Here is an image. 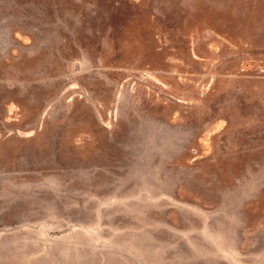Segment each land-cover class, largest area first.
Listing matches in <instances>:
<instances>
[{"label":"rangeland","instance_id":"rangeland-1","mask_svg":"<svg viewBox=\"0 0 264 264\" xmlns=\"http://www.w3.org/2000/svg\"><path fill=\"white\" fill-rule=\"evenodd\" d=\"M0 264H264V0H0Z\"/></svg>","mask_w":264,"mask_h":264}]
</instances>
